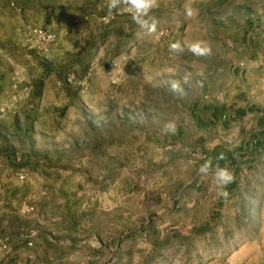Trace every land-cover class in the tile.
I'll use <instances>...</instances> for the list:
<instances>
[{
  "label": "rangeland",
  "instance_id": "rangeland-1",
  "mask_svg": "<svg viewBox=\"0 0 264 264\" xmlns=\"http://www.w3.org/2000/svg\"><path fill=\"white\" fill-rule=\"evenodd\" d=\"M109 2L1 15L5 108L37 82L33 99L57 105L26 133L0 117V264H264V123L207 118L237 91L231 63L264 0ZM242 57L264 114V69Z\"/></svg>",
  "mask_w": 264,
  "mask_h": 264
},
{
  "label": "crops",
  "instance_id": "crops-1",
  "mask_svg": "<svg viewBox=\"0 0 264 264\" xmlns=\"http://www.w3.org/2000/svg\"><path fill=\"white\" fill-rule=\"evenodd\" d=\"M11 1L12 0H0V20H6V18H9L10 14H12V10L10 9ZM16 1L19 3L22 0ZM34 9L35 7L32 6L26 11L30 12L34 11ZM1 15H7V17L3 18ZM252 21L254 23L248 25L246 29L247 31L241 40V45L243 48L235 56L234 62L231 63V65H234L232 69L234 70L233 74L236 79L237 91L233 94L230 102L223 108L207 110V118L209 123H216L217 119H221L222 114H224L223 112H226L223 115L224 119L221 125V127L224 129L227 127L232 128L234 125L238 124L245 125L247 121H252L254 117L256 124L264 123V114H262L263 111L258 109L259 105L256 104L255 98L251 97L250 93L247 92L245 86L243 85V71L236 68L238 67L236 60H243L244 58L242 56L246 54L248 64L251 62L249 59L255 55V58L259 60L257 61L258 63L256 66H261V69H264V3L263 8ZM2 69L3 68L0 67V117L14 118V124H17L19 131L26 133L31 130L34 125L35 127H38V123H36V121L34 122L35 118H46L48 116L56 115L55 113L50 112V110L54 111L55 105H57V103H53L49 106V104L44 100L40 101L39 97L35 100L33 99V96H35L37 91L40 94V90L43 86L41 82H37L35 84L33 83L34 86L31 88L32 96H23L26 97V99L16 96L13 100V105L8 109L5 108L6 104H4V96L2 94L6 93L7 91L3 88V79H7L2 76ZM262 134H264V132ZM263 140L264 138L261 139V141ZM259 141L258 139L255 140L256 145H258ZM259 145L261 146V143ZM218 150L219 147H216L211 153L213 155H217ZM220 156L222 155H218L217 158L219 157V159H223V156ZM224 162L226 165L223 167L222 162L218 160L216 168L221 167L227 169L230 167L232 169L234 166H236V163L232 158H230V156L225 157Z\"/></svg>",
  "mask_w": 264,
  "mask_h": 264
},
{
  "label": "clouds",
  "instance_id": "clouds-1",
  "mask_svg": "<svg viewBox=\"0 0 264 264\" xmlns=\"http://www.w3.org/2000/svg\"><path fill=\"white\" fill-rule=\"evenodd\" d=\"M119 2L120 0H110L109 9L111 10L112 8H115ZM125 3L130 4L138 14H142L146 13L147 10L154 5L155 0H125ZM210 167L211 162H206L204 165L201 166L200 172L206 175L209 172ZM214 180L219 185H227L231 182L232 175L226 168L217 167L214 172ZM221 194L225 197L228 195L226 191L222 192Z\"/></svg>",
  "mask_w": 264,
  "mask_h": 264
},
{
  "label": "built area",
  "instance_id": "built-area-1",
  "mask_svg": "<svg viewBox=\"0 0 264 264\" xmlns=\"http://www.w3.org/2000/svg\"><path fill=\"white\" fill-rule=\"evenodd\" d=\"M34 33L36 34L38 40H40L41 42L51 43L55 41V35L52 34L51 32L40 29V30H35Z\"/></svg>",
  "mask_w": 264,
  "mask_h": 264
}]
</instances>
